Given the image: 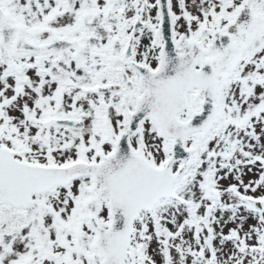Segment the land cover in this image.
<instances>
[{
	"label": "snow or ice",
	"instance_id": "snow-or-ice-1",
	"mask_svg": "<svg viewBox=\"0 0 264 264\" xmlns=\"http://www.w3.org/2000/svg\"><path fill=\"white\" fill-rule=\"evenodd\" d=\"M0 264H264V0H0Z\"/></svg>",
	"mask_w": 264,
	"mask_h": 264
}]
</instances>
